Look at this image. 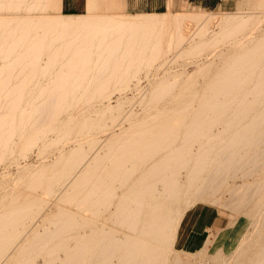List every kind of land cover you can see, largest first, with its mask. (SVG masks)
Wrapping results in <instances>:
<instances>
[{"label":"bare ground","instance_id":"obj_1","mask_svg":"<svg viewBox=\"0 0 264 264\" xmlns=\"http://www.w3.org/2000/svg\"><path fill=\"white\" fill-rule=\"evenodd\" d=\"M64 8V0H0V11L8 12L0 14V160L16 135L23 138L22 148L28 149L37 145L41 131L55 132L56 138L41 142L40 149L58 147V160L40 164L29 179L32 187L47 188L54 182L61 187L57 199L79 208L110 203L114 193L109 180L127 179L140 171L112 215L129 231L119 238L118 229H93L89 218L56 204L53 214L44 215L42 230L24 226L35 217L34 205L40 210L41 203L10 186L0 192V264H37L38 256L42 264H188L180 254L185 250L176 243L190 228L189 222H183V199L188 206L190 196L204 199L209 194L217 202L216 195L224 190L222 205L238 213L256 195L264 194V180L257 177L240 185L233 182L246 165L251 164L249 175L263 165L255 162L264 159V150L246 157L245 149L264 138V36L255 34L263 29L264 16L232 15L206 38L211 17L205 14L63 15ZM22 11L37 14H19ZM254 17L258 21L249 27ZM187 18L197 23L193 33L182 30ZM164 28L171 31L176 55H208L221 42L229 45L216 58L197 64L190 75L167 69L138 99L118 97L115 107L104 105L110 92L124 90L149 62L150 54L160 53ZM195 33H200L197 41L192 40ZM185 41L190 46L180 48ZM213 67L217 69L212 73ZM210 73L206 88H192L198 77ZM94 101L98 102L95 115L88 110ZM195 101L197 107L189 113ZM125 102L146 105L144 117L136 118L129 109L107 128L103 120ZM64 113L68 116L62 119ZM220 124L221 130L214 129ZM26 127L35 131L26 135ZM180 133L182 144L173 145ZM104 142L107 151H102ZM195 142L197 152L192 148ZM182 168L185 188L175 177ZM157 183L163 185L159 197ZM261 207L255 204L247 218L243 214L245 224L259 226L260 216L264 217ZM236 228L233 250L226 259L235 254L238 264H264V237L255 239ZM200 242L202 246L208 242L206 234ZM219 247L209 256H216ZM172 249L175 253L170 257ZM59 252L64 256L60 258ZM198 253L202 259L209 257L204 246Z\"/></svg>","mask_w":264,"mask_h":264},{"label":"rangeland","instance_id":"obj_2","mask_svg":"<svg viewBox=\"0 0 264 264\" xmlns=\"http://www.w3.org/2000/svg\"><path fill=\"white\" fill-rule=\"evenodd\" d=\"M65 1L68 2V0H65ZM117 3H118V7L116 10L119 11L120 13L127 12V13L134 14V13H145L146 12V13H153L157 15H165V14H169V15L205 14V16L209 15L211 17L210 21H208L205 26L206 38L212 37L215 33H217L220 30L219 25L225 24L227 21V18H229L232 15L241 14V15L248 16L249 14L254 13V14H263L264 16V0H117ZM66 5H68V3ZM110 11L111 9L105 0H79V3L77 2L74 7L66 6L64 10L62 11V14L67 15L68 13H84L86 16H89L94 13L104 14ZM57 12L58 11L56 10L52 11V13H57ZM6 13L8 12L0 11V14H6ZM19 14L30 15V14H37V13L27 14L24 11H22ZM262 20H264V17L262 18ZM255 21H258L255 17L251 18L249 21L250 22L249 27L251 26V23ZM196 24L197 23L195 20L187 18L182 23L181 27L183 26L182 30L184 33L187 31L193 33L196 30V27H197ZM262 25L264 26V23ZM262 25L260 28V29L263 28L262 30L257 28L258 30H260V32L258 31H257L258 33L256 31H255L256 33L254 32L255 34H257V36H260V37L264 36V27ZM166 30L167 29L164 28V29H161L160 31V36L164 37L162 38L163 39L162 41L163 49H161L160 53L150 54L149 62L141 70H139L136 73V75L132 77V79H130L127 86L124 88V90H121V91L113 90L112 92H110L109 96L103 99L104 105L109 104L112 107H115L117 104L118 97L121 98L122 100L125 99V101L127 98L128 99H133V98L138 99V97H140L147 89L150 88V86H152V83L154 84V82H156L155 79H157V77L165 75L166 73L165 70L167 69L168 71L170 70L169 73H174V72L178 73L180 72V70L181 72L184 70V72H186L187 75L188 74L190 75L196 70L199 64L208 62L212 60L213 58H216L217 53L219 51H225V49L228 47L227 45H229L228 44L229 42L228 43L221 42L215 48L213 53L210 52L208 53V55L207 54L199 55L201 56V58L199 56H190V57L187 56L186 57L183 55H176L175 52L177 48L173 44L174 41L172 40L174 38H172L171 31H168V30L166 31ZM199 34L200 33H195L192 40L194 41L199 40L200 39ZM168 40H170L171 43ZM167 43L171 45H168ZM184 43L180 46V48L187 49L191 44L190 41H187V42L185 41ZM212 54L213 56L211 57L210 55ZM217 61H218V58H217ZM165 63L167 64L165 65ZM216 69H217L216 67L211 68V72L213 73L214 71H216ZM212 73L208 74L205 77H202V76L198 77L197 78L198 84L196 86H193L192 88L196 90H201V89L206 88V83L212 77ZM38 84L42 85L43 82H39ZM26 94L32 95V94H35V92H26ZM139 94L140 96H138ZM97 103L98 102L94 101L89 105L88 110L92 114L94 113L93 107L95 105H98ZM170 103H171L170 105L174 104L173 100ZM197 104H198V101H195L192 103V107L190 108L191 110L189 109V113H191L193 109L197 107ZM145 106L146 105L140 104V103H134L131 105L129 102H125L124 107L122 106L121 109L120 108L113 109L112 113H110L112 114V117L110 116L106 117L103 120V123H105V126L107 128L113 125H116V123L119 122L120 118H122L121 116L129 109L132 111L133 115L136 118L144 117L146 113ZM70 111L72 113H76V109H73ZM86 113L89 114L88 111ZM68 114H70V112H68ZM68 114L64 113L62 119L66 118ZM106 114L110 115L109 113H106ZM188 121H189L188 119L185 120V122H188ZM178 123L179 122L176 121L175 124H178ZM127 126L128 124L126 121V127ZM183 126L184 125H182L181 127ZM61 127L63 126L61 125ZM221 127L222 126L220 124L218 127L215 126L214 129L221 130L222 129ZM25 131H26V135L27 134L29 135L33 131H35V128L26 127ZM182 135L183 133H180L179 135L177 134L176 141L173 142V145L182 144V139H181ZM56 136L57 135L53 131L47 130V131H44L43 133L41 131L37 145H34L28 149H23L22 148L23 138H20L18 135H16L14 137L12 144L10 145L9 152H7L0 160V192L3 189L6 190L10 186H15L16 188H18V191L19 190L25 191V193L19 191L21 196L29 197L34 202L41 203L40 210L38 209L39 205H34L33 213L35 217L32 220H26V222L24 223V226L28 224H32L33 227H37L39 230H42L43 229L42 223H43L44 215H47L49 213H50L49 215H51V213L53 214L54 211H56V206H67V207H70L76 210L80 215L89 218L92 221L93 229H99L101 227L105 229L115 228V229H118L119 231L118 237L122 238L123 234L125 232H128L129 230L126 227H121L118 224H116L113 221L112 215L118 205L117 203L118 199L124 196L125 193L129 190V187L132 185V182H134V180L138 177L140 171L134 172L127 179L123 178L124 180L122 179V176H119L115 180H109L112 182L110 190H112V192L114 193L112 197V201L110 203H107L104 205H98V206H95V208L93 207L90 208L88 206H83L79 208L78 206L76 207L72 206L70 202L59 201L57 199V194L61 191L60 186L56 185L54 182L52 183L50 182L51 184L49 183L47 188L45 186H43V188L42 187H32V181H31L32 178L29 179V177H31L30 176L31 174L38 172L41 166L40 164L47 163V162L54 163V161L56 162L58 160V157L60 155V151L58 150V147L56 148L51 147L47 151H42V149H40L41 142L43 141L50 142L51 140L55 139ZM192 148H193V152H197L199 148V143L195 142ZM259 150H264V138L263 140L259 142V144L245 149V151L247 152L246 157L252 156L256 151H259ZM102 151H107V142H104ZM52 158L54 159L52 160ZM245 161L247 160L245 159ZM259 162L260 163L262 162L261 164H263L259 171L254 172L252 175H249L247 174V171H249L251 164L246 165L245 168L240 170L237 173V175L233 178L234 184L240 185V184H243L244 182H252L253 180L257 178L264 180V175H263L264 174V159H261L258 161L256 159L255 164ZM28 170H29V173L27 172ZM175 177L180 181L181 187L185 188L186 169L182 168L180 172L176 174ZM21 178H25L28 181L26 180L25 181L26 183L23 182V184H21L22 182L19 181ZM155 187H156L155 192L157 193L156 195L158 196L163 191V185L161 183H157ZM48 188L51 189V192L47 191L49 190ZM101 190L102 189H99V191ZM218 194L216 195V197L219 200L217 202H214V200H212V197L209 194H207V196L204 199H198L196 196H193V197L190 196V200L192 202L188 206L186 205L185 199L182 200L183 203L181 206V210L182 209L186 210V214L183 218V222L185 220L189 222L190 228L185 231V236L181 234L180 238L178 239L176 243H177V248H182L185 250L184 252L180 253L181 256H183L185 260L189 261L192 264H222V263L226 264L228 263L229 258L226 259V257L228 256V252L230 250H233V245H234L233 238H234V235L236 234L235 232L236 226H237L236 231L240 230L245 233L248 232L249 233V234L247 233L248 236L252 234L255 239L256 237L257 238H260L262 236L264 237V229H263L264 228V217L263 216H260L261 222L259 223V226L257 227L253 226L254 224L250 222L245 224L246 220H244V217H243V214H245L244 216L246 218L248 217L249 211L252 209V207L255 204L259 203L262 206L261 209L264 210V194L256 195L253 198V200L250 203L246 204L243 207V209L238 213L237 211L233 209L232 210L228 209L227 206L222 205L224 194H225L224 190L220 191ZM93 197H95L94 194L91 196V198ZM175 209L177 211L176 207ZM214 210H216L219 214V217H220L218 220L219 224L217 225V228H211L208 231L205 229V222H206L205 220L207 219L209 214L210 215L214 214ZM233 220L236 221L235 224L234 222L232 223ZM47 225H48V222H47ZM252 228L254 230H252ZM255 228H257V230ZM20 229L23 230V227L20 226ZM260 229H263V231H260ZM90 230L91 229L88 228L86 231L89 232ZM203 234H206V237L208 239V242L205 244L206 246L203 245L204 249L207 250V254H208L207 256H209L210 252H213V250L216 247L220 246L219 247L220 250L217 252L216 256H209V257L202 259L200 256L201 253H198V251H200V248L203 247L200 244L201 243L200 239H201V236H203ZM172 251L173 252H171L170 257L173 256L175 253V250L172 249ZM223 254L225 258L222 257ZM225 254L227 256H225ZM63 256H64L63 252H59V257L61 258ZM223 258L225 262H222V260L220 262V259H223ZM199 260H200V263H199ZM230 260L228 264H238L237 256L235 254H233V257L230 258ZM42 262H43L42 256H38L37 258H35V263L42 264Z\"/></svg>","mask_w":264,"mask_h":264},{"label":"crops","instance_id":"obj_3","mask_svg":"<svg viewBox=\"0 0 264 264\" xmlns=\"http://www.w3.org/2000/svg\"><path fill=\"white\" fill-rule=\"evenodd\" d=\"M105 1H106V3H108V6L110 7L111 11L104 13V14H112V13L113 14H120V12L116 10L118 7L117 0H105ZM77 2L79 3V0H68V2L64 0L65 7L66 6L67 7H74ZM67 3H68V5H66ZM112 10L115 12H113ZM145 13H134V14H145ZM130 14H133V13H130ZM219 218L220 217H219L218 212L216 210H214V214L213 215L209 214L207 219L205 220L206 221L205 222V229L209 231V229H211V228H217V225L219 224V222H218Z\"/></svg>","mask_w":264,"mask_h":264}]
</instances>
